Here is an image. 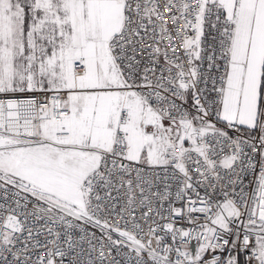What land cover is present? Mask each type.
I'll use <instances>...</instances> for the list:
<instances>
[{
  "label": "snow or ice",
  "instance_id": "1",
  "mask_svg": "<svg viewBox=\"0 0 264 264\" xmlns=\"http://www.w3.org/2000/svg\"><path fill=\"white\" fill-rule=\"evenodd\" d=\"M0 264H264V0H0Z\"/></svg>",
  "mask_w": 264,
  "mask_h": 264
},
{
  "label": "built area",
  "instance_id": "2",
  "mask_svg": "<svg viewBox=\"0 0 264 264\" xmlns=\"http://www.w3.org/2000/svg\"><path fill=\"white\" fill-rule=\"evenodd\" d=\"M111 258H114V256H113V257H111Z\"/></svg>",
  "mask_w": 264,
  "mask_h": 264
}]
</instances>
